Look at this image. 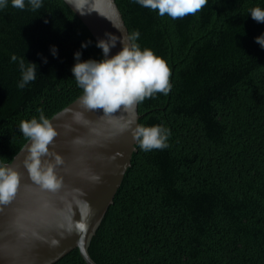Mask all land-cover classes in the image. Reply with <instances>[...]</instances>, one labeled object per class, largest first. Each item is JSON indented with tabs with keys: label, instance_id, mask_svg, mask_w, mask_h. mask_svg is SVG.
Instances as JSON below:
<instances>
[{
	"label": "trees",
	"instance_id": "obj_1",
	"mask_svg": "<svg viewBox=\"0 0 264 264\" xmlns=\"http://www.w3.org/2000/svg\"><path fill=\"white\" fill-rule=\"evenodd\" d=\"M136 41L170 69V90L138 102V125L169 131L167 147L130 164L88 247L96 264H264V0H207L172 19L116 0ZM0 7V166L28 141L22 120H48L83 92L71 72L99 60L62 0ZM52 46L57 55L52 54ZM15 55L17 60L12 61ZM37 64L23 89L20 60ZM46 61V62H45ZM54 264H86L73 249Z\"/></svg>",
	"mask_w": 264,
	"mask_h": 264
},
{
	"label": "water",
	"instance_id": "obj_2",
	"mask_svg": "<svg viewBox=\"0 0 264 264\" xmlns=\"http://www.w3.org/2000/svg\"><path fill=\"white\" fill-rule=\"evenodd\" d=\"M62 1L77 17L99 60L103 53L95 45L105 33H131L130 20L116 0H85L82 10L91 12L86 15L77 11L79 0ZM121 47L118 42L109 55ZM82 94L49 119L58 133L49 148L63 160L55 169L62 178L57 192L31 181L23 163L29 140L4 165L18 172L20 183L12 200L0 204V264H54L73 249L86 264H96L88 247L130 164L136 142L132 131L140 116L138 103L110 114L88 110L80 103Z\"/></svg>",
	"mask_w": 264,
	"mask_h": 264
},
{
	"label": "clouds",
	"instance_id": "obj_3",
	"mask_svg": "<svg viewBox=\"0 0 264 264\" xmlns=\"http://www.w3.org/2000/svg\"><path fill=\"white\" fill-rule=\"evenodd\" d=\"M32 10L42 6L41 0H28ZM142 7L158 10L160 16L166 14L172 19L183 18L189 14H195L206 4L207 0H135ZM85 0H79L76 4L77 11L81 15L90 14L84 11ZM14 8L23 10L25 0H11ZM0 7H7V0H0ZM251 18L257 23H264V9L254 7L250 10ZM140 33L133 31L128 35L119 37L112 33H105L104 39L96 42V47L102 50L103 57L100 60L88 59L81 61L82 53L74 54L76 63L71 72L77 85L83 90L80 99L81 105L88 110L102 109L104 114H110L120 109L131 108L134 104L151 97L154 93L167 94L170 90V69L166 62L156 56L152 50L143 49L137 44ZM261 48H264V34L255 38ZM122 46L114 55H109L117 43ZM91 41L82 42L81 47L87 48ZM52 54L57 55V49L52 46ZM12 61L17 57L13 55ZM46 62V61H45ZM21 81L18 87L23 89L29 82L36 79L37 64L33 62L25 64L20 60ZM40 111L39 119L22 120L19 131L30 141L27 146V156L24 160L30 179L41 189L57 192L62 186V178L56 173V167L63 164L60 155L51 151L49 145L58 135L56 129ZM167 129L159 125L146 127L137 125L132 131L133 138L139 142L142 150L163 149L167 147L169 135ZM52 157L53 159H42ZM98 180L99 177H93ZM20 183L18 172L11 167L0 166V204H7L17 192ZM83 225H81L82 227ZM55 245L58 241L53 240Z\"/></svg>",
	"mask_w": 264,
	"mask_h": 264
}]
</instances>
